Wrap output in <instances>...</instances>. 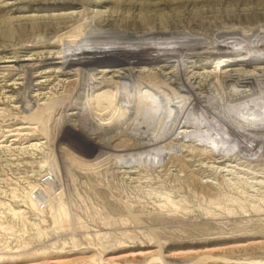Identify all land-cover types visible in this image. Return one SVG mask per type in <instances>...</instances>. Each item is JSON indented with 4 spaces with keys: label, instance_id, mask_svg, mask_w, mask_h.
<instances>
[{
    "label": "rangeland",
    "instance_id": "obj_1",
    "mask_svg": "<svg viewBox=\"0 0 264 264\" xmlns=\"http://www.w3.org/2000/svg\"><path fill=\"white\" fill-rule=\"evenodd\" d=\"M0 264H264V0H0Z\"/></svg>",
    "mask_w": 264,
    "mask_h": 264
},
{
    "label": "bare ground",
    "instance_id": "obj_2",
    "mask_svg": "<svg viewBox=\"0 0 264 264\" xmlns=\"http://www.w3.org/2000/svg\"><path fill=\"white\" fill-rule=\"evenodd\" d=\"M247 42H249V41H247ZM248 44V43H247ZM255 44V43H254ZM260 45V44H259ZM252 46V45H251ZM250 45L249 46H247L246 48L244 47L243 48V50L242 51H247L248 49H250V48H252ZM230 48V47H229ZM253 49V48H252ZM129 53V52H128ZM168 54H173V56H179V55H181V56H184L185 54H186V52H177L176 54H174V52H167ZM166 54V53H165ZM125 57H126V59H128L129 61H137L138 60V58L139 57H137L136 55H134V53L133 54H128V55H125ZM97 58V57H96ZM119 58H121V56H118L116 59H119ZM154 58H155V56H154ZM153 58V59H154ZM86 59V58H85ZM87 60V59H86ZM86 60H84V59H80V61H82L83 62V64H84V66H86V67H89L88 65H89V62H94L95 60L94 59H92V60H90L89 62H84V61H86ZM79 61V60H78ZM8 62H10V61H8ZM12 62V61H11ZM81 62V63H82ZM91 62V63H92ZM15 65V64H14ZM13 65V66H14ZM11 67V66H10ZM244 72V71H243ZM223 73V72H222ZM225 74V73H224ZM246 74H247V72H246ZM246 74H244V75H246ZM250 74V73H249ZM240 75V74H239ZM242 76V75H241ZM247 77V76H246Z\"/></svg>",
    "mask_w": 264,
    "mask_h": 264
}]
</instances>
